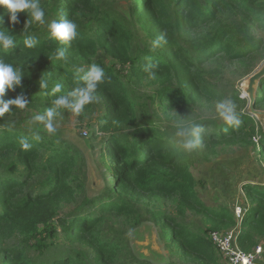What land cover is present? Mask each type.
I'll return each instance as SVG.
<instances>
[{
    "label": "trees",
    "instance_id": "1",
    "mask_svg": "<svg viewBox=\"0 0 264 264\" xmlns=\"http://www.w3.org/2000/svg\"><path fill=\"white\" fill-rule=\"evenodd\" d=\"M39 4L46 21L74 22L77 36L69 42L57 40L46 25L28 24L26 12L17 13L13 24L0 9L3 27L14 37L8 50L0 49V59L22 73L20 86L6 90L3 99L23 94L28 101L24 109L0 114V264H154L131 255L126 241L127 233L149 222L168 254V260L159 264H227L210 234L235 228L240 250L250 253L257 248L264 240V184L242 188L248 205L237 220L228 208L205 205L197 197L188 165L193 157L210 155L219 145L247 144L256 135L258 142L252 144L264 163V131L242 112L247 101L237 91L227 96L198 73L218 56L228 63L264 61L260 37L264 3L135 0L127 15L102 10L99 0H39ZM227 10L236 14L233 24H218ZM177 22L186 37L198 26L211 29L199 44L185 46L176 33ZM133 25L141 28L151 47H134ZM162 33L166 43L153 47ZM25 34L35 35L33 48L26 47ZM92 63L104 69L105 77L96 90V102L85 108L97 104L103 110L98 130L109 136L101 143V158L113 182L104 172V187L90 197L76 150L9 119L25 111H64L55 109L53 101L62 95L73 99L71 94L84 86L82 77ZM42 78L47 79V88L41 87ZM143 84L154 87L151 101L165 120L187 117L184 125H199L201 144L193 153L180 147L182 138L175 136L179 127L166 126L137 106L136 90ZM56 85L60 92L53 93ZM224 98L234 102L239 125L190 117L197 105ZM255 109L264 110V78ZM21 137L32 145L30 149L21 148ZM156 201L175 204L180 218L194 212L201 217V226L162 211ZM64 210L71 211L61 217Z\"/></svg>",
    "mask_w": 264,
    "mask_h": 264
},
{
    "label": "rangeland",
    "instance_id": "2",
    "mask_svg": "<svg viewBox=\"0 0 264 264\" xmlns=\"http://www.w3.org/2000/svg\"><path fill=\"white\" fill-rule=\"evenodd\" d=\"M198 1L205 3V0ZM99 2L102 10L127 15L129 5L131 3L134 4L135 0H99ZM249 2L256 6H262L264 0H249ZM218 19V24L220 25H232L231 19H236V14L231 10H227V13L219 16ZM176 25V33L180 36L185 46L199 44L209 34L211 29L210 26H198L195 32L186 37L182 33L180 22H177ZM260 37L264 38V34H260ZM133 45L135 48L151 47L145 40L143 31L138 26H134ZM105 60L108 62L106 58ZM263 63L264 61L258 62V60L251 58L228 63L222 56H218L213 61L201 66L198 73L216 87L224 90L227 96L232 91H237L239 98L247 101V105L242 110V112L247 113L248 100L242 92L243 84ZM154 94V87L145 84L140 85L136 90L137 106L140 105L150 115H156L166 126H184V121L188 120L187 117H179L178 119H172V121L165 120L157 105H154L151 101ZM215 104L201 103L197 105L190 117L212 119L219 122L220 120L215 112ZM45 114L46 112L40 110L25 111L14 119L9 120L26 130L42 132L48 138L63 141L76 150L81 158L78 160L79 166L85 174L86 192L90 197L104 187L102 178L104 172L107 173L108 182L112 183L110 172L101 158V143L109 134L105 135L98 130L99 119L103 115V110L99 105L96 104L90 109L84 108L78 115L74 114L70 109H65L60 113L54 112L51 117V123L57 130L55 135H49L44 130L45 125L49 122L47 117L43 121L36 119V117ZM258 139L259 136L256 135L247 144L238 141L232 145H219L210 155L195 156L191 159L188 165V172L192 177L197 197L205 205L224 206L233 213L237 206L241 207L242 210L247 207L248 204L242 188L245 185L264 184V163L255 153L253 147V144L258 142ZM156 203L162 211L169 212V214L178 217L183 222L185 220L193 225L201 226L202 219L194 212H186L184 217L180 218L178 213H176L175 204L157 201ZM70 211H60L59 215L62 217L64 213ZM241 216L242 214L239 218L236 217L237 220H240ZM115 226L118 227L117 224ZM234 230L237 231V228L231 231ZM158 238L157 231L150 222L142 223L126 234V241L132 251L131 255L139 260L154 264L168 260V254L163 249ZM258 246L263 248V255L259 262L264 264V240Z\"/></svg>",
    "mask_w": 264,
    "mask_h": 264
},
{
    "label": "clouds",
    "instance_id": "3",
    "mask_svg": "<svg viewBox=\"0 0 264 264\" xmlns=\"http://www.w3.org/2000/svg\"><path fill=\"white\" fill-rule=\"evenodd\" d=\"M0 9H3V14H7L10 23L13 24L18 21L17 13L26 12L29 17L28 24L38 23L40 25H46L48 34L57 40L69 42L74 40L77 36V25L67 18L52 20L51 22L46 21L44 9L40 6L39 0H0ZM3 14H0V49L8 50L13 45L14 37L3 27ZM162 42L166 43L163 33L153 41V47L159 46ZM24 43L27 48H33L37 43L35 35L25 34ZM60 56H63L62 52ZM104 77V69L92 63L89 66V70L82 77L84 86L77 88L71 94L73 99L63 95L57 97L53 101L55 109H70L74 114H80L86 105L96 102V90L98 86L103 83ZM150 78L153 80L156 79V73L154 71L151 72ZM21 80V71L12 63H7L3 59H0V114L13 108H26L28 101L23 94H18L15 98L8 100L3 99L6 90H15L16 87L20 86ZM40 84L42 88H47L49 86L46 78H42ZM52 91L53 93L60 92V86H54ZM215 112L219 120L226 125L236 126L240 123L236 106L230 98L217 101L215 104ZM53 115L54 111L49 109L45 115L36 117L37 120L41 121L45 120V117L49 119V122L44 128L49 135H55L57 131L51 123V117ZM198 132L199 125L196 123L180 126L178 130H176L175 136L182 138L180 147L186 154L193 153L200 146L201 140L198 136ZM193 137H195V139H193ZM19 144L24 150H28L32 147L27 139L23 137L19 139Z\"/></svg>",
    "mask_w": 264,
    "mask_h": 264
},
{
    "label": "built area",
    "instance_id": "4",
    "mask_svg": "<svg viewBox=\"0 0 264 264\" xmlns=\"http://www.w3.org/2000/svg\"><path fill=\"white\" fill-rule=\"evenodd\" d=\"M235 216L242 214L241 207H236ZM213 244L219 249L227 264H260L259 260L263 255L262 246H258L250 253H244L237 246L238 232L236 230L229 233L213 232L210 234Z\"/></svg>",
    "mask_w": 264,
    "mask_h": 264
},
{
    "label": "water",
    "instance_id": "5",
    "mask_svg": "<svg viewBox=\"0 0 264 264\" xmlns=\"http://www.w3.org/2000/svg\"><path fill=\"white\" fill-rule=\"evenodd\" d=\"M264 78V63L243 84L242 92L248 100L247 114L253 117L264 131V110L255 109V98L260 81Z\"/></svg>",
    "mask_w": 264,
    "mask_h": 264
}]
</instances>
